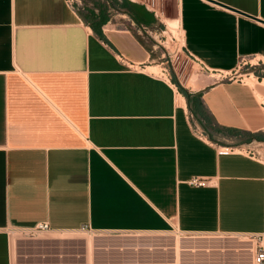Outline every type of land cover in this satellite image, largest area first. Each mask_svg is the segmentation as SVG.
Masks as SVG:
<instances>
[{"label":"crops","instance_id":"obj_1","mask_svg":"<svg viewBox=\"0 0 264 264\" xmlns=\"http://www.w3.org/2000/svg\"><path fill=\"white\" fill-rule=\"evenodd\" d=\"M107 1L161 26L140 2ZM157 3L207 74L194 90L149 73L154 50L110 28L106 6L0 0V264H121L123 247L173 228L264 236V164L221 154L264 142V73L227 80L264 66V0Z\"/></svg>","mask_w":264,"mask_h":264},{"label":"built area","instance_id":"obj_2","mask_svg":"<svg viewBox=\"0 0 264 264\" xmlns=\"http://www.w3.org/2000/svg\"><path fill=\"white\" fill-rule=\"evenodd\" d=\"M144 4L155 16L159 24L162 26L153 28L145 24H138L135 20L129 19L128 26L124 24H116L118 30H125L137 34L142 40L154 39L158 41L162 47L165 44L164 40H174L179 43L180 39H183L182 35L177 36L174 34V30L179 31V27L171 28L164 20V12L158 5L157 0H133ZM68 4L72 8H79L78 2L75 0H67ZM106 4L111 11V4L106 0ZM109 11V13H110ZM184 40V39H183ZM145 42V41H144ZM166 43V42H165ZM182 48L185 49L183 44ZM155 49V48H154ZM120 61L123 64L129 66L128 59L121 55ZM133 67V66H131ZM256 67V66H255ZM232 149H223L221 154H229L230 152H238L240 154H246L252 159L264 164V142L254 141L247 146H239ZM191 184L194 186L202 187L208 184V181L203 178H194L191 180ZM50 228L47 223L41 224L34 230H25L23 233L35 236L37 234L49 232ZM173 231L181 236L182 239V256H178L177 250V237L171 238L167 233L160 232L155 235H148L142 237L132 246L122 248V261L121 264H213L220 263L221 257L224 256V249H213L210 246L203 244L205 238L201 234H186L181 232L178 228H173ZM254 240H250L248 244H245L239 249H226V254L231 255L232 261H228L232 264H264V243L254 242L257 239H261L264 236H250ZM235 259V260H234Z\"/></svg>","mask_w":264,"mask_h":264},{"label":"rangeland","instance_id":"obj_3","mask_svg":"<svg viewBox=\"0 0 264 264\" xmlns=\"http://www.w3.org/2000/svg\"><path fill=\"white\" fill-rule=\"evenodd\" d=\"M79 4V8L81 12L87 16L89 15L90 11H94L99 6H107L106 0H75ZM112 5V4H111ZM110 11V10H109ZM107 9L108 15H113L115 18H113V23L115 24H124L128 26L129 19H133L132 17H123L124 15L121 12H116L111 9L109 13ZM134 20V19H133ZM175 21H167V24L171 28H177L176 25H174ZM179 27V26H178ZM110 28L119 29L116 26H110ZM174 34L177 36H181L182 32L179 28V31L174 30ZM145 43L151 47L154 50L153 55V62L151 63L153 68L148 69L149 73H153L157 76H163L165 78H173L176 80L180 86H187L190 90H194L197 88V85L200 83V80L202 78H207V74L202 71L196 64H194L191 59L188 57L187 53H185V49L182 48L184 44V40L180 39L179 43H176L174 40H164L162 39V43L165 44V47L158 44V41L154 39H146L143 40ZM166 42V43H165ZM155 48V49H154ZM258 60H254L252 58L247 59L246 61L242 62L240 67L237 68V71L232 73V75H228L229 78L227 80L232 79H244L245 82H248V79L251 78V81H254L253 79H256L253 73L256 76H260L264 73V66L260 62V65H258ZM256 66V67H255ZM254 77V78H252ZM200 80H199V79ZM221 79V78H220ZM163 233H167L168 235H172L171 238L177 237V250L179 255L182 256L181 249L183 247L182 245V239L181 236L173 231V229H170L168 231H165ZM43 234H37L35 236L23 233V232H16L14 234L15 238H35L38 236H42ZM45 236V235H43ZM205 238V241L203 244L212 247L213 249H224V256L221 257L220 263H213V264H231L232 261L231 255L226 254L227 250L230 249H239L243 247L245 244H248L250 240L252 239L250 236H224V235H201ZM257 243H264V237H262L260 240L257 239ZM235 260V259H234ZM230 261V262H228ZM232 264H235L232 262Z\"/></svg>","mask_w":264,"mask_h":264},{"label":"trees","instance_id":"obj_4","mask_svg":"<svg viewBox=\"0 0 264 264\" xmlns=\"http://www.w3.org/2000/svg\"><path fill=\"white\" fill-rule=\"evenodd\" d=\"M113 4H114V2H113ZM124 7H125V9H126V11L128 12V13H130L131 12V4L130 3H128V2H124ZM102 13H104V12H102L101 11V15H102ZM132 17V16H131ZM138 24H143V21H142V19H140V18H138L136 15H134L133 17H132ZM161 27V26H160ZM176 83L177 84H179L177 81H176ZM180 87V89L183 91V92H185V90H184V88H182V86H179Z\"/></svg>","mask_w":264,"mask_h":264},{"label":"bare ground","instance_id":"obj_5","mask_svg":"<svg viewBox=\"0 0 264 264\" xmlns=\"http://www.w3.org/2000/svg\"><path fill=\"white\" fill-rule=\"evenodd\" d=\"M174 23H175L174 25H176V27L179 26V23H177V22H174ZM252 78H254V77H252ZM253 80L254 81H251V78H250V79H248V82L246 81V83L249 84L250 86H255L256 79H253Z\"/></svg>","mask_w":264,"mask_h":264}]
</instances>
